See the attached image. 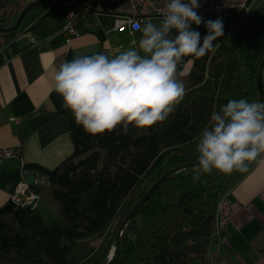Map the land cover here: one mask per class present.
Wrapping results in <instances>:
<instances>
[{
    "label": "trees",
    "instance_id": "1",
    "mask_svg": "<svg viewBox=\"0 0 264 264\" xmlns=\"http://www.w3.org/2000/svg\"><path fill=\"white\" fill-rule=\"evenodd\" d=\"M8 2L2 0L4 28L13 26L28 5L11 9ZM226 34L214 42V51L192 57L191 71L183 78V101L152 128L130 125L123 134L118 126L93 137L76 124L70 110L62 113L74 153L38 185L39 193L51 192L59 219L47 224L37 208L1 214L0 264H103L115 253L117 233L141 197L173 169L198 162L199 133L213 110L229 99L258 100L264 2L230 45L223 42ZM193 172L175 174L140 209L121 237L122 256L116 264L205 261L227 174L214 169L193 182Z\"/></svg>",
    "mask_w": 264,
    "mask_h": 264
},
{
    "label": "crops",
    "instance_id": "2",
    "mask_svg": "<svg viewBox=\"0 0 264 264\" xmlns=\"http://www.w3.org/2000/svg\"><path fill=\"white\" fill-rule=\"evenodd\" d=\"M33 1L23 0L11 9ZM47 1L54 6L30 11L21 23L26 20L22 33L12 38L0 33V149L21 152V156L6 159L0 166V209L11 201L24 168L45 183L51 172L74 153L68 124L62 115L67 109L63 107L62 96L54 90L58 66L76 55L103 52L115 57L137 48L141 38V33L133 36L128 27H118L123 20L121 16L85 13L79 19V29L87 31L79 30V35L66 43L62 17L66 0ZM74 1L81 5L88 0ZM3 17L0 0V21ZM155 18L151 23L160 26L162 18ZM31 39L36 43H31ZM192 64L193 58L185 57L178 70L185 71L187 76ZM15 118H20V123ZM262 161L264 154L248 162L246 172L234 170L227 174L223 193L230 194L232 220L223 232L224 243L216 250L215 259L211 254L213 244L205 261L190 264H264ZM43 194H36L35 208L39 211Z\"/></svg>",
    "mask_w": 264,
    "mask_h": 264
},
{
    "label": "clouds",
    "instance_id": "3",
    "mask_svg": "<svg viewBox=\"0 0 264 264\" xmlns=\"http://www.w3.org/2000/svg\"><path fill=\"white\" fill-rule=\"evenodd\" d=\"M200 7V0H166L160 26L131 25L141 33L137 48L112 58L96 52L61 63L54 90L76 124L95 137L118 126L127 134L130 125L149 129L166 121L186 94V73L178 65L185 57L199 59L214 51V42L224 36L223 18L205 20ZM193 24H203L206 34L201 37ZM196 149L193 182L214 169L246 172L248 162L264 154V100L229 99L213 110Z\"/></svg>",
    "mask_w": 264,
    "mask_h": 264
},
{
    "label": "built area",
    "instance_id": "4",
    "mask_svg": "<svg viewBox=\"0 0 264 264\" xmlns=\"http://www.w3.org/2000/svg\"><path fill=\"white\" fill-rule=\"evenodd\" d=\"M252 0H200L201 7L198 14L202 17L216 19L217 17H236L242 15L249 10ZM166 0H88L78 5L74 0H66L64 3V19L63 34L66 43H69L73 37L79 35V19L85 13L111 14L123 17L119 21L118 27H128L131 35L135 36L140 33L133 30L132 24H143L151 22L152 18L161 16V9L164 7ZM53 7V3L47 5ZM224 27V32H225ZM31 43H36L35 39H31ZM137 42L134 40L133 44ZM16 123H20V118H15ZM21 156L20 149L1 148L0 149V166L9 158ZM21 181L18 183L11 201L15 204L25 205L30 203L37 197L31 191L29 184L26 182L28 171L24 168ZM42 182L41 179L36 180V185ZM229 192L222 193L220 196L215 212V228L212 235L214 249L211 252L215 259L217 249L224 243L223 232L232 220V202L229 198Z\"/></svg>",
    "mask_w": 264,
    "mask_h": 264
},
{
    "label": "water",
    "instance_id": "5",
    "mask_svg": "<svg viewBox=\"0 0 264 264\" xmlns=\"http://www.w3.org/2000/svg\"><path fill=\"white\" fill-rule=\"evenodd\" d=\"M49 3L47 0H35L32 3L28 4L20 13L16 23L9 27L4 28L0 26V33L5 35L6 37L12 38L15 37L18 33V30L20 28V25L24 19V17L33 10H41L45 6H47ZM263 72H264V59L261 64V67L258 72L257 77V86H258V100H264V87H263ZM198 162L191 163L184 165L182 167L173 169L166 175H164L160 180H158L142 197L141 199L135 204V206L131 209V211L128 213L126 218L124 219L118 233L116 236V243H115V253L109 257V259L103 263V264H116L121 256H122V244H121V237L124 234L128 224L131 222V220L136 216V214L140 211V209L147 203V201L164 185L166 184L175 174L186 170L190 168H195L197 166ZM37 177L34 174H28L26 176V182L29 184L31 191L35 192L36 194L39 193V188L36 185ZM38 198H34V200L30 203H27L25 205L15 204L13 201H10L7 205H5L0 210V215L3 213L11 212L15 209H33L35 208V204L37 202Z\"/></svg>",
    "mask_w": 264,
    "mask_h": 264
},
{
    "label": "rangeland",
    "instance_id": "6",
    "mask_svg": "<svg viewBox=\"0 0 264 264\" xmlns=\"http://www.w3.org/2000/svg\"><path fill=\"white\" fill-rule=\"evenodd\" d=\"M24 1H26V0H24ZM20 2H23V0H11L10 3H8L7 7L11 8L12 6H14V4H18ZM263 2H264V0H252L250 5H249V10L246 13L242 14L238 20H233L232 17H223L225 30L227 32V34L225 35L224 40H223L224 44H226V45L232 44V42L235 40L237 35L243 30V27H244L245 23L247 22L248 18L256 10V8L260 4H262ZM203 18L205 20L209 19L208 17H203ZM154 19H156V18H154ZM159 21H161V20H159ZM25 23H26V20H25L24 24ZM24 24L20 25V28L18 30L19 34L22 33V30L24 28L23 27ZM201 26H204V25L202 24L199 27H197L195 24H193L192 27L194 29L198 30L201 33V37H203L206 34L207 30L203 31ZM43 197L44 198L40 202L39 209L42 212L41 214L43 215L45 222L47 224H51L54 221L59 219V215L51 206V202L53 200L51 192L49 190H47L46 192H44Z\"/></svg>",
    "mask_w": 264,
    "mask_h": 264
}]
</instances>
